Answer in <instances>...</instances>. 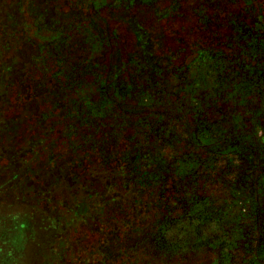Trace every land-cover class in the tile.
<instances>
[{
	"label": "trees",
	"instance_id": "obj_1",
	"mask_svg": "<svg viewBox=\"0 0 264 264\" xmlns=\"http://www.w3.org/2000/svg\"><path fill=\"white\" fill-rule=\"evenodd\" d=\"M0 29L3 84H17L28 108L51 94V112L73 120L70 135L83 132L98 158L81 175L97 168L99 188L74 170L84 156L70 158L64 180L113 219V264H264V0H0ZM166 42L189 53L162 70L180 51ZM186 116L194 153L172 172L164 147ZM218 149L244 167L216 180L229 185L222 202L183 186L199 169L209 182L212 165L194 154ZM65 208L108 261L106 223L93 228L91 213Z\"/></svg>",
	"mask_w": 264,
	"mask_h": 264
},
{
	"label": "rangeland",
	"instance_id": "obj_2",
	"mask_svg": "<svg viewBox=\"0 0 264 264\" xmlns=\"http://www.w3.org/2000/svg\"><path fill=\"white\" fill-rule=\"evenodd\" d=\"M191 39L192 35L189 36V40ZM3 40V37L0 38L1 51ZM167 46H170V52H174L176 48L180 51L170 60L161 62L162 70L166 64H169V68L177 67L189 53L186 46L182 48V45L174 46L169 43ZM167 74L162 73L163 76ZM0 77V264H103L101 249H92L95 234H90L89 229L84 228L88 227L86 224L77 226L73 212H69L66 206L91 213L87 222L93 228L103 227L106 223L103 234L107 239V256L110 257L104 264H113L116 255L113 219L109 218V214L104 208H100L94 198L88 199L82 190L68 187L64 180L65 175L72 170L70 164L73 160L70 158L84 156L83 160L78 161L81 162V167L74 168L80 182L95 185L94 188L100 186L97 168L95 177L81 175L82 168L87 166L91 170L94 168L93 162H98V158L90 157L88 147L83 144L85 135L79 130L70 135L69 126L73 120L64 118L57 111L51 112V94H43L41 99L36 100V104L28 108L29 100L20 87L17 84H3L1 73ZM174 127L176 130L171 132L166 142L171 136L176 139L170 144L166 143L164 147L167 166H172L176 160H183L184 155L194 153L192 142L187 141V138L195 127L188 116L179 119ZM78 142L81 147L70 148V144L77 145ZM220 150L210 155L202 150L194 154L201 160L211 161L208 163L212 165L210 173L213 183L210 178L205 183V173L199 169L200 172H195L196 179L187 178L183 186H190L198 197L213 194L214 201L216 198V201L222 202L230 199L229 185L226 186L227 189H221L216 180L221 179L224 184L231 182L240 173L236 166L241 167V170L244 167L242 160L234 158L232 153L220 154ZM174 170L172 166V172ZM56 183L59 185L53 190ZM177 183H180L179 179ZM203 184L208 186L204 185L206 188H203ZM224 190L227 192H223ZM64 201L66 204L62 205ZM219 205L224 206L223 203ZM105 213L108 214L106 218L103 217ZM54 223L57 228H64L57 235L46 229L47 225L52 226ZM237 263L238 259L231 260V264ZM188 264H192V260Z\"/></svg>",
	"mask_w": 264,
	"mask_h": 264
}]
</instances>
